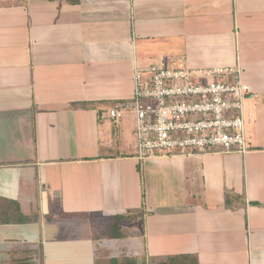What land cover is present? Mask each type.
I'll return each instance as SVG.
<instances>
[{
	"label": "crops",
	"instance_id": "0c3cea01",
	"mask_svg": "<svg viewBox=\"0 0 264 264\" xmlns=\"http://www.w3.org/2000/svg\"><path fill=\"white\" fill-rule=\"evenodd\" d=\"M182 54L241 68L245 153L137 158L134 70ZM178 254L264 264V0H0V264Z\"/></svg>",
	"mask_w": 264,
	"mask_h": 264
},
{
	"label": "built area",
	"instance_id": "2783aa9c",
	"mask_svg": "<svg viewBox=\"0 0 264 264\" xmlns=\"http://www.w3.org/2000/svg\"><path fill=\"white\" fill-rule=\"evenodd\" d=\"M250 93L238 65L192 68L182 54L135 68L130 106L137 158L245 153L244 107ZM109 115L116 122L123 111L112 108Z\"/></svg>",
	"mask_w": 264,
	"mask_h": 264
},
{
	"label": "trees",
	"instance_id": "16d2710c",
	"mask_svg": "<svg viewBox=\"0 0 264 264\" xmlns=\"http://www.w3.org/2000/svg\"><path fill=\"white\" fill-rule=\"evenodd\" d=\"M31 219H32L31 216L18 214L17 216L13 215L7 218L6 221L26 222V221H30ZM159 264H198V261L197 258H195V256H191L188 254L187 255L178 254V255L169 256L166 259V261L161 262Z\"/></svg>",
	"mask_w": 264,
	"mask_h": 264
},
{
	"label": "rangeland",
	"instance_id": "374dc122",
	"mask_svg": "<svg viewBox=\"0 0 264 264\" xmlns=\"http://www.w3.org/2000/svg\"><path fill=\"white\" fill-rule=\"evenodd\" d=\"M107 221H108L107 219H106V220H105V219H101V220H100V222H101L100 224H101L102 226H105V223H106ZM108 223H109V222H107L106 224H108ZM104 228H106V227H104Z\"/></svg>",
	"mask_w": 264,
	"mask_h": 264
}]
</instances>
